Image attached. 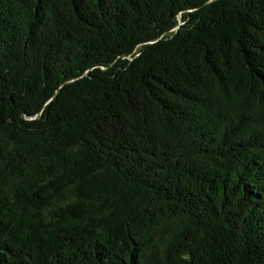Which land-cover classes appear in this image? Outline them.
<instances>
[{
    "label": "trees",
    "instance_id": "obj_1",
    "mask_svg": "<svg viewBox=\"0 0 264 264\" xmlns=\"http://www.w3.org/2000/svg\"><path fill=\"white\" fill-rule=\"evenodd\" d=\"M0 264H264V0H0Z\"/></svg>",
    "mask_w": 264,
    "mask_h": 264
}]
</instances>
